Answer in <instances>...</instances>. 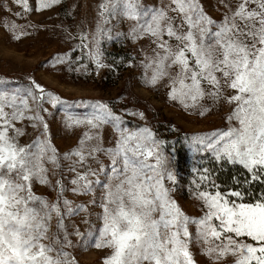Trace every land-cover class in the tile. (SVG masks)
I'll return each instance as SVG.
<instances>
[{
  "label": "snow or ice",
  "instance_id": "1",
  "mask_svg": "<svg viewBox=\"0 0 264 264\" xmlns=\"http://www.w3.org/2000/svg\"><path fill=\"white\" fill-rule=\"evenodd\" d=\"M13 3L28 13L62 0H36L35 9L29 0ZM98 7L104 26L91 40L80 37L97 71L111 67L101 39L123 37L139 46L138 65L127 67L140 68L144 87L163 90L189 115L223 113L221 127L185 138L199 157L191 196L201 214L188 215L174 197V150L146 124L129 126L127 117L146 121L144 111L76 104L90 111H66L65 124L85 130L61 153L46 105H73L35 79L11 89L0 82V264H78L72 235L107 250L103 264H198L194 244L210 264H264V0H216L219 18L203 0H101ZM114 21L127 22V31ZM9 29L16 40L28 34L15 23ZM225 169L235 170L228 186L218 182ZM38 186L54 195L39 194ZM69 192L88 199L74 204ZM97 208L95 233L69 231L68 219Z\"/></svg>",
  "mask_w": 264,
  "mask_h": 264
},
{
  "label": "rangeland",
  "instance_id": "2",
  "mask_svg": "<svg viewBox=\"0 0 264 264\" xmlns=\"http://www.w3.org/2000/svg\"><path fill=\"white\" fill-rule=\"evenodd\" d=\"M149 5L157 4L162 0H145ZM166 2V0H165ZM101 0H62L59 5L43 11L23 13L20 6L13 0H0V82L7 84L8 88L22 87L35 79L46 91L60 96L61 99L73 105L65 110V106L54 109L50 105L51 116H46L50 125V135L55 147L65 153L77 146L78 139L82 137L84 128H69L65 124L66 111L74 115H82L90 111L88 108L75 107L84 102L97 100L108 102L115 106L117 111L127 108L130 111H144L146 121L127 117L129 126L147 125L157 137L167 142L168 134L175 132L194 135L213 130L223 125L222 112H213L206 118L189 115L179 106L169 102L163 90H150L140 83V68L127 67V63L138 65L139 46L123 37L115 43L101 39L106 67L97 71L88 55V48L81 45L80 37L86 35L89 40L97 34L98 26H104L99 16ZM207 12L219 18L215 11L216 0H203ZM33 9L37 6L36 0H29ZM21 12V16H16ZM15 23L19 29H24L28 34L14 39V34L9 26ZM116 23V29L127 31L128 23ZM106 27H111V24ZM16 34H19L17 32ZM88 43V41H85ZM57 57H63V64L57 63ZM2 86V85H0ZM173 128L175 130H173ZM111 131H105V143H108ZM189 168L184 167V171ZM68 174L65 173V176ZM59 178L53 177V180ZM67 182V181H65ZM186 184L179 181L174 197L181 208L190 216L198 217L200 204L193 199ZM39 194L54 195L47 188L38 186ZM74 204L86 202L88 198L74 196L67 193ZM91 207V206H90ZM99 209L91 213H81L66 221L69 231L78 228L80 232L90 236L99 227ZM87 219L89 223H84ZM55 224V221H53ZM55 230V229H53ZM194 231V228H193ZM73 247L69 249L76 257L78 264H103L107 254L105 249H96L89 241L80 242V238L72 235ZM200 245H193V253L198 264H210L207 257L200 253Z\"/></svg>",
  "mask_w": 264,
  "mask_h": 264
},
{
  "label": "trees",
  "instance_id": "3",
  "mask_svg": "<svg viewBox=\"0 0 264 264\" xmlns=\"http://www.w3.org/2000/svg\"><path fill=\"white\" fill-rule=\"evenodd\" d=\"M191 135L187 133H172L168 134L169 138V149L174 150V154L176 157V167L178 170V179L180 182L186 184L188 186V190L184 189L185 192H191L192 184L191 181L195 178L192 173V168L195 164L196 159L199 157H194L193 153L187 146L186 137H191ZM184 167L189 168L188 171H184ZM235 174V170L225 169L224 171L219 173L218 182H220L224 186L231 185V176Z\"/></svg>",
  "mask_w": 264,
  "mask_h": 264
}]
</instances>
